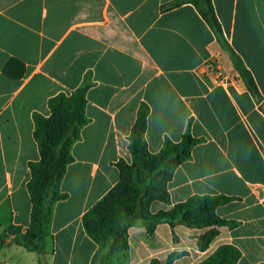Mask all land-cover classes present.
<instances>
[{
  "label": "crops",
  "instance_id": "0c3cea01",
  "mask_svg": "<svg viewBox=\"0 0 264 264\" xmlns=\"http://www.w3.org/2000/svg\"><path fill=\"white\" fill-rule=\"evenodd\" d=\"M182 0H0V264H90L98 246L82 217L118 183L115 163H131L130 133L147 105L143 139L151 155L198 140L166 183L167 202L193 196L233 200L215 208L237 226L171 227L145 222L127 231L128 249L102 264H198L220 246L235 264H264V0H211L227 48L196 7ZM179 3V4H178ZM228 48L250 72L260 99L239 78ZM88 85L80 138L71 148L40 252L24 235L31 202L28 163L39 160L32 114ZM216 233L204 248L199 237Z\"/></svg>",
  "mask_w": 264,
  "mask_h": 264
},
{
  "label": "trees",
  "instance_id": "16d2710c",
  "mask_svg": "<svg viewBox=\"0 0 264 264\" xmlns=\"http://www.w3.org/2000/svg\"><path fill=\"white\" fill-rule=\"evenodd\" d=\"M180 2L193 4L216 34L219 43L227 48L211 0ZM228 50L239 78L249 93L259 100V91L250 72L237 55L229 48ZM87 90L88 85L83 84L69 95L60 92L50 97L47 101L49 117L37 112L32 114L33 136L39 160L28 163L29 179L26 190L30 197L31 212L23 240L29 251H41L53 206L57 201L66 198V194L60 192V185L67 166L74 161L71 155L72 145L79 140L82 127L88 123L85 116ZM148 113V106L141 105L132 126L129 144L131 163L124 159L115 163L119 171L118 183L82 217L86 234L98 246L90 264H102L107 256L127 250V231L138 222L146 223L149 234L153 233L158 222H166L171 227L183 224L200 229L235 227L238 224L215 214V208L233 200L225 196H193L170 210L151 214L149 207L153 201L167 202L166 188L157 187L158 182L163 181L166 187L174 170L189 159L198 140L191 136L188 129L179 143L166 140L158 154H149L143 139ZM215 233L211 230L200 236L199 247L204 248ZM177 256L178 254H171L165 264H172ZM239 257L240 252L236 247L223 245L198 264H235ZM151 264L159 263L152 261Z\"/></svg>",
  "mask_w": 264,
  "mask_h": 264
},
{
  "label": "rangeland",
  "instance_id": "374dc122",
  "mask_svg": "<svg viewBox=\"0 0 264 264\" xmlns=\"http://www.w3.org/2000/svg\"><path fill=\"white\" fill-rule=\"evenodd\" d=\"M223 47H224V46H223ZM224 48H226V47H224ZM163 184H164V182L160 180V181L158 182V184H157V187H159L160 189H163V188H165Z\"/></svg>",
  "mask_w": 264,
  "mask_h": 264
}]
</instances>
